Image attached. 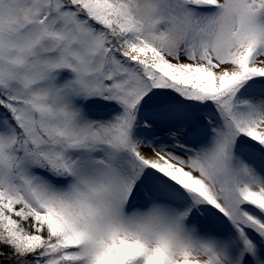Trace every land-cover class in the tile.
<instances>
[{"label": "snow or ice", "instance_id": "obj_1", "mask_svg": "<svg viewBox=\"0 0 264 264\" xmlns=\"http://www.w3.org/2000/svg\"><path fill=\"white\" fill-rule=\"evenodd\" d=\"M0 264H264V0H0Z\"/></svg>", "mask_w": 264, "mask_h": 264}]
</instances>
